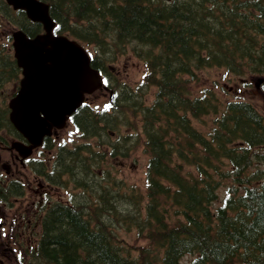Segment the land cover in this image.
Listing matches in <instances>:
<instances>
[{"label":"trees","instance_id":"obj_1","mask_svg":"<svg viewBox=\"0 0 264 264\" xmlns=\"http://www.w3.org/2000/svg\"><path fill=\"white\" fill-rule=\"evenodd\" d=\"M44 1L60 32L97 48L92 66L109 71L106 63L131 46L157 90L151 104L122 90L110 111L75 114L83 139L104 143L125 113L139 117L145 188L126 195L115 180L102 182L104 153L89 143L61 148L49 180L68 174L88 196L44 206L26 264H264V117L244 99L192 90L205 68L264 76V0ZM205 118L199 130L194 122ZM225 179L229 194L213 207ZM132 231L141 244L120 236ZM184 256L193 259L181 263Z\"/></svg>","mask_w":264,"mask_h":264},{"label":"rangeland","instance_id":"obj_2","mask_svg":"<svg viewBox=\"0 0 264 264\" xmlns=\"http://www.w3.org/2000/svg\"><path fill=\"white\" fill-rule=\"evenodd\" d=\"M1 22V21H0ZM3 23H5L2 20ZM14 28L12 26L0 23V40L4 41L7 34L10 35ZM90 50V49H89ZM112 72L116 75L119 85L125 84L128 89L134 87L139 83L143 74L144 67L142 62L136 58L130 48L117 57L112 66ZM197 82L192 84V90L199 93V89L210 88L214 89L220 98H242L249 101L260 114L264 117V91L262 81L258 80L257 77H252L248 75L235 76L232 74H227L223 68H208L204 70L197 71ZM15 80H9L6 82V86L3 90L0 91V102H7L9 97L14 91ZM153 90L148 93V101L152 99ZM109 91L108 90H99L95 92L90 100L92 103L97 104L100 107L106 106L108 103ZM147 98V95H146ZM3 102V103H4ZM206 123H198L195 125L199 130L204 131L209 126V119H206ZM79 135V134H78ZM8 138V137H7ZM56 141L59 143H64L65 141L73 145L79 143L75 130L67 125L66 128L58 132ZM12 139H8V144ZM40 151V150H39ZM35 152L32 156L33 159H38L41 157L42 161L51 162L54 156L55 150H41V152ZM143 149L140 146L136 150L132 151L130 156L124 159H111L108 160L110 164V174L115 177L117 180H121L126 186L134 187L135 190H143L145 187V168L147 163V156L142 152ZM39 153V154H38ZM11 152L1 151V160H0V172L4 173L3 166L1 165L3 161L6 160V171H8V176L2 177L0 179L9 182V179L20 177L22 182L25 183V199L22 200L23 208L26 207V216L28 218L25 223V218L23 221L24 232L20 234V240L24 239L25 243L28 244L29 233L39 232L38 222L35 223L37 217H35L36 206L35 204L39 202L41 198H49L50 200L58 201H71L78 200L80 198V190L74 189L71 184H68L67 187L55 185L49 186L42 179L34 175L31 169L25 164H20L19 161L13 162L11 157ZM6 156V158H4ZM47 162V164H48ZM257 166V165H255ZM15 170L18 173L13 176ZM231 182L229 179L221 181L217 188V201L214 204L216 206L228 193ZM83 197V196H82ZM12 201V200H11ZM13 206H5V219L12 218L14 214H19L21 209V203L15 204ZM20 205V206H19ZM36 224V225H34ZM9 225V222L8 224ZM6 225V226H7ZM5 226V231L7 233V238L2 236L0 238V264H20L21 256L15 244L12 242V237L15 234L16 229H9ZM3 230V229H2ZM125 232H121L120 236H123ZM126 239L129 242H137L135 237L137 235L135 232L127 233ZM34 241V237L31 239ZM24 260H27V257L24 256Z\"/></svg>","mask_w":264,"mask_h":264},{"label":"water","instance_id":"obj_3","mask_svg":"<svg viewBox=\"0 0 264 264\" xmlns=\"http://www.w3.org/2000/svg\"><path fill=\"white\" fill-rule=\"evenodd\" d=\"M14 9H22L44 33L34 38L13 33L14 57L23 78L16 95L8 103L9 118L15 128L33 146L41 144L52 128H60L84 100V93L101 87V77L91 68L84 49L65 36H54L48 5L40 0H7ZM14 147L28 155L31 147ZM23 149V152H22Z\"/></svg>","mask_w":264,"mask_h":264},{"label":"flooded vegetation","instance_id":"obj_4","mask_svg":"<svg viewBox=\"0 0 264 264\" xmlns=\"http://www.w3.org/2000/svg\"><path fill=\"white\" fill-rule=\"evenodd\" d=\"M9 55V54H8ZM8 57V56H7ZM3 62V68H1L0 70V91L3 90L6 86V75H8L7 71H6V64H7V60H6V55L5 57L2 59ZM14 91L16 90V84L14 85ZM0 147H2V145H0ZM3 149H6L5 146H3ZM6 163V160L4 161V164ZM2 224V221H0V225Z\"/></svg>","mask_w":264,"mask_h":264}]
</instances>
